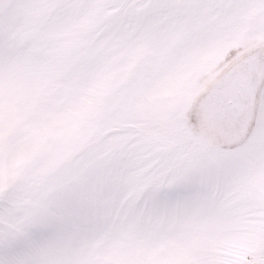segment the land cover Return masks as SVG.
<instances>
[{
	"label": "snow or ice",
	"instance_id": "6c2138e0",
	"mask_svg": "<svg viewBox=\"0 0 264 264\" xmlns=\"http://www.w3.org/2000/svg\"><path fill=\"white\" fill-rule=\"evenodd\" d=\"M0 264H264V0H0Z\"/></svg>",
	"mask_w": 264,
	"mask_h": 264
}]
</instances>
